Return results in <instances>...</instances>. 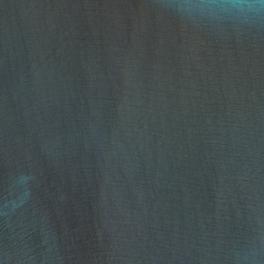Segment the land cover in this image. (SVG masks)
<instances>
[{"label": "water", "instance_id": "water-1", "mask_svg": "<svg viewBox=\"0 0 264 264\" xmlns=\"http://www.w3.org/2000/svg\"><path fill=\"white\" fill-rule=\"evenodd\" d=\"M0 264H264V0H0Z\"/></svg>", "mask_w": 264, "mask_h": 264}]
</instances>
